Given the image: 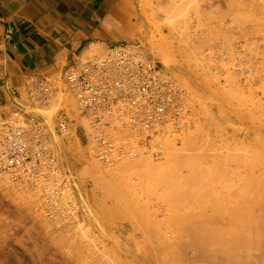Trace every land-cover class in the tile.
Masks as SVG:
<instances>
[{"label":"rangeland","instance_id":"374dc122","mask_svg":"<svg viewBox=\"0 0 264 264\" xmlns=\"http://www.w3.org/2000/svg\"><path fill=\"white\" fill-rule=\"evenodd\" d=\"M126 3L129 22L114 45L127 43L161 65L180 93L186 123L140 141L134 156L105 163L67 83L76 62L45 80L54 89L46 100L29 90L0 110V120L15 111L25 112V125L27 117L42 119L57 163L49 181H27L38 187L24 190L0 171V249L16 256L2 257L3 264H201L190 259L191 241L213 243L230 231L248 241L255 229L263 238L253 232L244 246L264 239V0ZM107 47L95 43L77 62ZM61 112L66 133L58 128ZM67 183L76 215L65 211L70 192L49 202L39 189L54 184L61 191Z\"/></svg>","mask_w":264,"mask_h":264},{"label":"built area","instance_id":"2783aa9c","mask_svg":"<svg viewBox=\"0 0 264 264\" xmlns=\"http://www.w3.org/2000/svg\"><path fill=\"white\" fill-rule=\"evenodd\" d=\"M67 83L95 130L94 153L110 163L134 156L139 140L167 136V124L176 126L184 116L173 80L156 61L127 43L81 59L68 70ZM30 91L44 101L54 89L45 80L34 79ZM24 113L15 111L12 118L0 120V171L21 166L20 177L26 181H49L57 164L47 126L34 117H27L29 125L23 124ZM57 120L60 132L66 133L65 113H59ZM124 128L132 133L121 134ZM44 192L51 202L53 193Z\"/></svg>","mask_w":264,"mask_h":264},{"label":"crops","instance_id":"0c3cea01","mask_svg":"<svg viewBox=\"0 0 264 264\" xmlns=\"http://www.w3.org/2000/svg\"><path fill=\"white\" fill-rule=\"evenodd\" d=\"M127 0H0V110L25 100L95 43L111 46L129 22ZM122 44V43H121Z\"/></svg>","mask_w":264,"mask_h":264},{"label":"bare ground","instance_id":"6f19581e","mask_svg":"<svg viewBox=\"0 0 264 264\" xmlns=\"http://www.w3.org/2000/svg\"><path fill=\"white\" fill-rule=\"evenodd\" d=\"M123 44V43H122ZM113 46V45H112ZM108 47H111V46H108ZM108 47L106 48V49H108ZM105 52V51H104ZM103 52V53H104ZM154 60V59H153ZM155 61V60H154ZM157 62V61H156ZM76 63H78V62H76ZM75 63V64H76ZM158 63V62H157ZM159 64V63H158ZM159 66L161 67V65L159 64ZM162 68V67H161ZM162 70H163V68H162ZM164 71V70H163ZM165 72V71H164ZM166 73V72H165ZM167 74V73H166ZM174 88H175V86H174ZM176 89V88H175ZM176 94H177V98H178V100L180 101V99H179V96H180V93H179V91L176 89ZM80 106V105H79ZM184 106V105H183ZM184 116H183V119H182V121L178 124V125H176V126H173L171 123H169V124H167V126L165 127L166 128V131L167 132H170L169 134H173V133H175L179 128H181L182 126H183V124L184 123H186L185 122V113H186V108H185V106H184ZM14 115V114H13ZM46 124V123H45ZM47 126V125H46ZM48 127V126H47ZM84 127V126H83ZM90 129H91V137H92V139H95V136H94V133L93 132H95V130H94V128H93V126H92V123L90 122ZM78 132V131H77ZM85 132V131H84ZM166 132V133H167ZM132 132L129 130V129H127V128H124V129H122L121 130V134H131ZM87 134V133H86ZM168 135V134H167ZM166 135H162L161 137H165ZM156 137V136H155ZM158 137V136H157ZM140 141L142 142H148V141H146V140H139L138 142H137V144L138 143H140ZM136 144V145H137ZM53 146V145H52ZM126 156H129V155H126ZM124 157V156H123ZM123 157H121V158H123ZM121 158H119V159H121ZM101 159V158H100ZM119 159H117V160H119ZM115 161V162H118V161ZM102 161H104V160H102ZM105 163H107V164H110V162H107V161H104ZM114 163V162H113ZM57 164V163H56ZM21 171H23V169L21 168V166H17V167H13V169H9L8 171H6V173H5V177H3V178H5L4 180H6L7 181V183L8 184H10V183H14V185L16 186V187H18L19 189L20 188H22L23 190H24V186H27L26 188L28 189V185L29 186H31V187H38V186H33L32 184H28V182L26 181V177H20V174H21ZM3 172H5V171H3ZM25 173V172H24ZM15 176H18L20 179H18V178H16ZM144 178V177H143ZM5 181V182H6ZM7 183H5L6 185H7ZM17 183V184H16ZM10 185H12L13 186V184H10ZM44 185L45 184H43V185H39V189H40V192H41V190L44 192V190L46 191V192H48V191H51L53 194H52V196H59L60 194L62 195V196H67L68 197V192H70V196H71V198H72V204H68V207L67 208H65V211H66V213L68 214V213H71V214H74V215H76V214H78V210H79V208H78V202H77V200L74 198V196H73V194H74V190H73V188H72V185L69 183H67L66 185L67 186H63L62 187V189H61V191L59 190V187L58 186H55L54 184L53 185H51V186H45L44 187ZM41 186V187H40ZM11 187V186H10ZM13 188V187H12ZM55 189H58L59 190V192L58 193H56V192H53ZM25 191H27V190H25ZM68 191V192H67ZM13 192H14V188H13ZM18 192V191H17ZM23 192V191H22ZM21 192V193H22ZM169 193V192H168ZM35 194H37V193H35ZM40 194V193H39ZM38 194V195H39ZM34 195V194H33ZM32 195V196H33ZM45 196H46V194H45ZM69 198V197H68ZM46 199H47V196H46ZM71 200V199H70ZM170 205H172V204H170ZM169 205V206H170ZM169 206H168V208H169ZM61 206H59V208H60ZM170 208H172V207H170ZM167 209V208H166ZM165 209V210H166ZM170 210V209H169ZM168 213V212H167ZM170 213V212H169ZM69 215V214H68ZM70 217V216H69ZM71 218V217H70ZM238 222H239V224H240V221L238 220ZM131 226H132V224H131ZM240 226V225H239ZM250 228V230H252L253 228L250 226L249 227ZM252 228V229H251ZM255 229V228H254ZM247 230H249V229H247ZM249 230V231H250ZM261 230H264V229H261ZM249 231H248V233H249ZM255 231H256V229L253 231L254 232V237L255 238H257V236L259 235V234H257V236H256V233L258 232H256L255 233ZM230 232H232V233H227V234H225V235H223V236H225L224 238H222L221 237V235L219 236L218 235V237L216 236V239L217 240H215V242H211V241H206V242H201L200 240L198 241V239L197 240H195V241H191V246L192 247H194L195 249H196V251H195V253L194 254H192V256H190V259H198V260H200V262H201V264H264V239H260V241H262V242H257V241H259V240H257V239H259L260 237H262L261 236V234H260V237L258 236V238L255 240V239H253L255 242H256V246L258 245V247H256L255 245H252L251 247L253 248V246H255V248H253V249H258V250H254V251H252V248L249 246V247H247V245H245L244 246V244L243 243H245V242H247V244H248V241H249V239H251V237L253 236L251 233H253L252 231H250V234H249V236H250V238H249V236L246 238L248 241H244L245 240V236L243 237L244 238V242L243 241H241V240H237V239H239L240 238V234H234V231H230ZM129 233H130V231H129ZM248 233H246L245 235H247ZM227 235H229L230 237H228L227 238ZM252 235V236H251ZM167 236V235H166ZM263 236H264V234H263ZM163 238V237H162ZM161 238V239H162ZM166 238H169L168 236L167 237H164L162 240H163V242L165 241V240H168V239H166ZM263 238V237H262ZM169 241V240H168ZM168 241H165V242H167L168 243ZM254 241H250V242H253L252 244H254L255 242ZM160 242H162V241H160ZM165 242H164V244H165ZM166 243V244H167ZM232 243H235L236 245V247L232 244ZM258 243H260V244H258ZM163 243H161V245H162ZM211 244H212V247H213V245L215 246V244H217L216 246H215V248L213 249L212 247H211ZM233 245V247H232V245ZM246 244V243H245ZM159 245H160V243H159ZM219 245V246H218ZM231 246V249L232 248H238L237 249V251H233V249L232 250H230L229 248H230V246ZM249 245H251V244H249ZM238 246V247H237ZM244 246V247H243ZM218 247V248H217ZM229 247V248H228ZM234 248V249H235ZM12 250H7V251H5L4 249H0V264H3V261H1L2 260V257L3 258H5V256L6 257H10L11 258V256H12V258H16V256H14L13 255V253L11 252ZM6 260H7V258H6ZM13 259H11L10 261H12ZM16 261H14V262H17V259H15ZM9 261V260H8ZM13 262V261H12ZM244 262V263H243ZM21 263V262H20Z\"/></svg>","mask_w":264,"mask_h":264}]
</instances>
